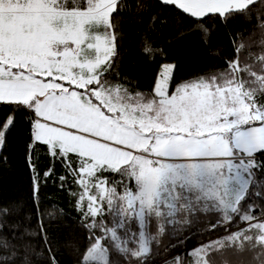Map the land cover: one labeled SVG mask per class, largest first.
<instances>
[{
    "label": "snow or ice",
    "instance_id": "1",
    "mask_svg": "<svg viewBox=\"0 0 264 264\" xmlns=\"http://www.w3.org/2000/svg\"><path fill=\"white\" fill-rule=\"evenodd\" d=\"M65 254L264 264V0H0V264Z\"/></svg>",
    "mask_w": 264,
    "mask_h": 264
},
{
    "label": "trees",
    "instance_id": "2",
    "mask_svg": "<svg viewBox=\"0 0 264 264\" xmlns=\"http://www.w3.org/2000/svg\"><path fill=\"white\" fill-rule=\"evenodd\" d=\"M153 3H154V1H153ZM192 39H195V38H192ZM165 62H167V61H165L163 58H161L154 63H149L147 65H143L137 70L141 76L142 90H143V87H145L150 81L154 80V77L159 72L161 65ZM195 67H196V64L191 58H185V60L181 64L180 68L178 70H176V75L179 76L180 74L190 72V71L194 70ZM54 196H55V193L51 190L42 191L41 192V200L43 201L42 207L50 204L53 201ZM66 210H67V208H66ZM71 260H72L71 256L65 254L64 264H71Z\"/></svg>",
    "mask_w": 264,
    "mask_h": 264
},
{
    "label": "rangeland",
    "instance_id": "3",
    "mask_svg": "<svg viewBox=\"0 0 264 264\" xmlns=\"http://www.w3.org/2000/svg\"><path fill=\"white\" fill-rule=\"evenodd\" d=\"M154 0H139V2L141 4H144V3H148V4H152ZM140 10V9H139Z\"/></svg>",
    "mask_w": 264,
    "mask_h": 264
},
{
    "label": "crops",
    "instance_id": "4",
    "mask_svg": "<svg viewBox=\"0 0 264 264\" xmlns=\"http://www.w3.org/2000/svg\"><path fill=\"white\" fill-rule=\"evenodd\" d=\"M161 71H162V68L160 67L159 72H161ZM159 72H158V73H159Z\"/></svg>",
    "mask_w": 264,
    "mask_h": 264
}]
</instances>
